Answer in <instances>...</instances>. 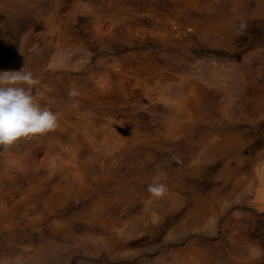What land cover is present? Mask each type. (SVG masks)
Instances as JSON below:
<instances>
[{
  "label": "rangeland",
  "instance_id": "374dc122",
  "mask_svg": "<svg viewBox=\"0 0 264 264\" xmlns=\"http://www.w3.org/2000/svg\"><path fill=\"white\" fill-rule=\"evenodd\" d=\"M23 68L59 126L0 148V264H264V0H0Z\"/></svg>",
  "mask_w": 264,
  "mask_h": 264
},
{
  "label": "clouds",
  "instance_id": "9594fccd",
  "mask_svg": "<svg viewBox=\"0 0 264 264\" xmlns=\"http://www.w3.org/2000/svg\"><path fill=\"white\" fill-rule=\"evenodd\" d=\"M40 81L30 71L0 72V148L7 150L20 140H30L58 128L59 116L33 94ZM78 95L76 89L69 96ZM154 177L147 191L154 198L166 193V185Z\"/></svg>",
  "mask_w": 264,
  "mask_h": 264
},
{
  "label": "bare ground",
  "instance_id": "6f19581e",
  "mask_svg": "<svg viewBox=\"0 0 264 264\" xmlns=\"http://www.w3.org/2000/svg\"><path fill=\"white\" fill-rule=\"evenodd\" d=\"M260 104V103H259ZM263 104H264V102H263Z\"/></svg>",
  "mask_w": 264,
  "mask_h": 264
}]
</instances>
